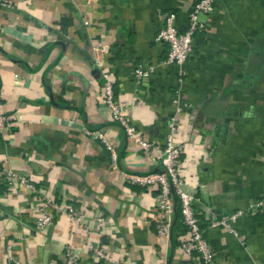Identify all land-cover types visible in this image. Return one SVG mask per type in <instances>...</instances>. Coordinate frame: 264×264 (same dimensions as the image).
I'll use <instances>...</instances> for the list:
<instances>
[{
	"label": "crops",
	"instance_id": "crops-1",
	"mask_svg": "<svg viewBox=\"0 0 264 264\" xmlns=\"http://www.w3.org/2000/svg\"><path fill=\"white\" fill-rule=\"evenodd\" d=\"M7 1L0 117L18 119L0 121V264H63L67 251L77 264H202L180 248V229L170 239L156 233L157 191L124 178L161 170L173 115L182 188L195 198L214 264H264V208H251L264 200V0H218L199 16L205 30L194 36L181 84L171 65L139 81L133 70L165 58L158 30L169 13L185 29L198 0ZM97 44L108 53L114 100L147 149L101 105ZM86 131L106 136L115 160ZM47 201L52 223L39 233ZM60 206L73 207V217ZM238 210L246 213L235 234L208 226L211 214ZM96 249L107 259L95 261Z\"/></svg>",
	"mask_w": 264,
	"mask_h": 264
},
{
	"label": "built area",
	"instance_id": "built-area-1",
	"mask_svg": "<svg viewBox=\"0 0 264 264\" xmlns=\"http://www.w3.org/2000/svg\"><path fill=\"white\" fill-rule=\"evenodd\" d=\"M218 0H198L192 11L187 17V25L185 29L178 30L175 25V15L169 13L162 25L158 30L155 41L167 46V52L165 58L158 64H151L144 66L143 64H137L133 70V76L136 80H144L153 75L159 66L171 65L176 68L177 80L181 84L186 76L185 64L189 60L192 50L194 36L205 30V25L199 21V16L208 14L213 4ZM1 6H7V0H0ZM101 45H95L94 50L96 52L102 50ZM102 58L96 59V63L101 70H106L108 66L105 56L107 51H101ZM102 78L104 83L102 85V99L101 105L105 107L114 122H116L124 130L128 139H131L139 143L143 148L147 149L148 145L144 143L141 137L136 132V129L130 124L126 118L123 108V103H116L114 98V84L110 79V75L105 71L102 72ZM179 92V91H178ZM178 112V111H177ZM18 119L17 115H8L6 117H0L2 123H12ZM177 118L175 115L169 118L167 123V133L164 137V145L160 154V166L161 170L157 173L140 176V175H125L124 178L129 185L139 186L141 188H150L157 191L156 198V210L158 215V221L156 223V233L165 239L171 238V228L173 224V217L175 211L174 197L177 199L182 224L185 228V236L180 239L179 245L182 251L192 257L198 255L202 264H214L213 252L203 236V228L200 220L197 217V213L194 208L195 198L183 191V181L179 175V167L181 162L182 148L175 143L177 127ZM88 135H95L99 141L109 151L111 158L115 160V151L102 133L86 131ZM3 177L5 181H14V176L4 169ZM28 188H32V185L28 181L21 180ZM53 201H47L42 207V215L35 223L37 232L41 233L44 229L52 223V218L48 213L47 206H54ZM252 210L259 211L264 208V200L256 202L252 207ZM58 210H64L66 214L71 218L74 215V209L71 206H60ZM246 212L243 210L235 211L225 217H217L211 214L208 219L209 227H223L235 234L232 229V224L243 216ZM92 258L95 261H102L107 259L103 251L100 249L94 250ZM63 264H77L76 259L70 252H66L64 255Z\"/></svg>",
	"mask_w": 264,
	"mask_h": 264
},
{
	"label": "trees",
	"instance_id": "trees-1",
	"mask_svg": "<svg viewBox=\"0 0 264 264\" xmlns=\"http://www.w3.org/2000/svg\"><path fill=\"white\" fill-rule=\"evenodd\" d=\"M130 186H133V185H130ZM174 205H175V218H174L175 223L172 224L171 233L175 230V228L176 229L178 228L185 235L186 234L185 228L182 224V219H181L180 212H179L178 202H177V199L175 197H174Z\"/></svg>",
	"mask_w": 264,
	"mask_h": 264
}]
</instances>
